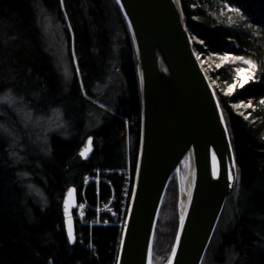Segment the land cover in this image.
I'll use <instances>...</instances> for the list:
<instances>
[{"label": "trees", "instance_id": "obj_1", "mask_svg": "<svg viewBox=\"0 0 264 264\" xmlns=\"http://www.w3.org/2000/svg\"><path fill=\"white\" fill-rule=\"evenodd\" d=\"M180 1L195 51L204 57H243L256 65L255 78L232 96L214 86L230 131L239 180L203 264H264V0ZM40 4L60 21L73 49L77 69L67 89L43 48ZM115 67L122 80L118 87L110 83ZM211 77L219 87L236 84L226 67ZM6 92L36 114L62 111L72 135L51 137L50 153L30 159L26 172L43 193L44 207L28 194L20 168L9 159L0 137V264H116L122 227L110 215L100 217L102 224L109 220V225L76 222V243L71 245L62 214L66 191L75 187L82 202L85 179L98 175L103 181L84 190L89 205L95 208L112 200L121 215L127 172L132 184L135 178L142 115L137 59L115 0H0V94ZM238 104L253 107L240 114L234 108ZM94 111L101 124L86 132ZM4 116L10 120L14 114L0 109L2 125ZM90 136L95 150L84 161L79 151ZM174 178L166 192L169 201L161 209L162 214L171 202L174 218L164 243L154 238V264L168 261L179 225ZM230 208L232 223L223 229ZM92 219L96 213L89 210L86 223ZM157 233L162 234L160 219L155 237Z\"/></svg>", "mask_w": 264, "mask_h": 264}, {"label": "water", "instance_id": "obj_2", "mask_svg": "<svg viewBox=\"0 0 264 264\" xmlns=\"http://www.w3.org/2000/svg\"><path fill=\"white\" fill-rule=\"evenodd\" d=\"M115 2L137 59L142 106L134 188L116 264H153L161 207L170 181L183 162L189 163V192L184 208H179V225L166 264H203L238 180L219 97L195 51L180 0ZM94 150L90 136L79 156L87 161ZM77 208V190L70 187L64 195L62 214L68 240L71 220V245L76 243Z\"/></svg>", "mask_w": 264, "mask_h": 264}, {"label": "rangeland", "instance_id": "obj_3", "mask_svg": "<svg viewBox=\"0 0 264 264\" xmlns=\"http://www.w3.org/2000/svg\"><path fill=\"white\" fill-rule=\"evenodd\" d=\"M37 16H38V25L40 27L42 33V42L44 51L49 55L56 71L61 80L63 86L67 89L71 83L73 82L75 71L74 68L77 69L76 59L73 53V49L69 48L67 45L65 35H64V27L61 25L60 21L56 18L55 15L50 14L47 12L43 6L37 5ZM69 31L70 28L68 25ZM196 42H198L196 40ZM199 54L200 61L202 66L208 76L211 79L213 87L219 90V92L223 93L225 96H232L240 87L237 85V79L239 78L240 83L248 84L251 80L255 78V69L251 68L250 65L245 64L242 60L239 59H232L228 60L225 59L226 57H235V56H208L204 57L203 55ZM239 58V57H237ZM246 60V59H245ZM75 66V67H74ZM229 68V70L234 74L236 78V87L234 91H232L233 85H224L218 86V83L214 81L212 78V73L218 71L222 68ZM242 69H248L249 71L246 73L245 76L240 75V71ZM114 78L110 82L115 87H118L122 80L120 73L115 67ZM76 75L79 77V73L76 72ZM247 80V83H245ZM109 92V91H107ZM108 94V93H106ZM220 102V101H219ZM97 105V103H95ZM240 105H244V107H240ZM250 104H238L235 105L234 108L240 114H245L251 107H248ZM100 106V105H97ZM9 109L14 114V117L8 120L5 116L4 125L0 124V137L5 140L6 145V152L9 156V159L12 163L20 168V177L25 182L27 186L28 194L33 198V201L41 206L44 207L47 203L45 202L43 193L37 189L34 184L30 181L29 175L26 172L28 166L31 165L30 159L31 157H36L37 154L41 155H48L50 153V139L51 137L57 136L61 138L68 139L71 137L70 129L64 120L63 113L60 110H52L49 113L42 115L36 114L29 109L25 108L22 104H20L19 100L12 94V93H4L0 94V109ZM105 111V110H104ZM101 124L100 117L97 115V111L92 113L91 118L87 121L86 124V132H91L95 128H97ZM186 164V163H185ZM189 168V166H188ZM187 168V169H188ZM183 170L180 169L182 173ZM174 174V184L178 190V217H179V205H180V196H181V185H180V174ZM130 173L129 171L127 172ZM188 174V173H187ZM185 181L188 179V175L184 173ZM173 179V177H172ZM171 179V180H172ZM103 181L102 176H96L94 178L88 177L84 181V189L81 193L82 202L79 201L78 191H77V198H78V208L74 212V218L77 217V210L79 209L80 205L83 207L86 205L85 202L88 203V200L85 196V187L91 183L99 184ZM183 181V179H182ZM171 182V181H170ZM132 186V187H131ZM134 182L133 184L126 185V190H124V200L122 202V214L119 215L111 203L107 206H97L96 208V219H92L90 223H86L84 220L80 221L81 225L90 224L91 226L94 225H109V220H106L104 224L100 217L102 215H110V217L117 222V224L121 227L122 231L124 229L127 214L129 211L131 198L133 194ZM168 189V188H167ZM77 190V189H76ZM167 192V191H166ZM166 200V195L164 197V201ZM169 199L166 200V202ZM163 205V204H162ZM171 202L163 213L159 214L158 221L160 219V228L162 230V234L157 233L155 239L159 238L162 240L160 243H164L165 237H167L168 233L167 230L169 227L170 222L174 218V212L171 209ZM125 206L126 209H125ZM86 209V207H84ZM162 209V207H161ZM126 212V215L124 214ZM84 213V212H83ZM87 213V209L85 210ZM227 217L223 220V229L227 228L232 223V211L231 208L226 212ZM120 216V217H119ZM77 220V219H76ZM158 224V222H157ZM157 228V227H156ZM228 230V229H227ZM160 250L163 247L159 246ZM163 251H161L162 254ZM153 260V259H152ZM162 261L159 260L157 264H161ZM154 264V263H153Z\"/></svg>", "mask_w": 264, "mask_h": 264}, {"label": "snow or ice", "instance_id": "obj_4", "mask_svg": "<svg viewBox=\"0 0 264 264\" xmlns=\"http://www.w3.org/2000/svg\"><path fill=\"white\" fill-rule=\"evenodd\" d=\"M236 11H238V10H236ZM225 59H228V60L239 59V60H242L245 64L250 65L251 68H253V69L256 67V65L253 64V62L251 60H245L243 57H239V58H237V57H226ZM238 71H240L241 76H245L249 70L248 69H242V70H238ZM245 83H247V80H245ZM237 85H239L240 88L244 87V84L240 83L239 78L237 79ZM235 87H236V85H233L232 91H234ZM262 103H264V102H262ZM240 107H244V105H240ZM248 107H253V105L250 104V105H248ZM88 143H89V145H91V139H89ZM81 155L83 156L84 152H82ZM74 191H75L74 189L70 190L68 193V196L72 197ZM65 208L67 209V202L65 204ZM181 226H183V218H181ZM68 231H69V240L74 241V236L72 234L71 220H69V230Z\"/></svg>", "mask_w": 264, "mask_h": 264}, {"label": "bare ground", "instance_id": "obj_5", "mask_svg": "<svg viewBox=\"0 0 264 264\" xmlns=\"http://www.w3.org/2000/svg\"><path fill=\"white\" fill-rule=\"evenodd\" d=\"M229 129V128H228ZM229 134H230V131H229ZM186 163V164H185ZM188 166H189V163L188 162H183L182 166H181V170L182 173L180 174V185H181V188H180V191H181V196H180V205H179V208L183 209L185 204H186V201H187V198H188V192H189V181H190V176H189V172H188ZM188 175V179L185 181V175ZM188 173V174H187ZM183 179V181H182ZM238 180H239V174H238ZM237 180V182H238ZM90 185V184H89ZM88 186V185H87ZM111 203V202H110ZM110 203L108 204H105L104 206H107L109 205ZM102 206V205H100ZM102 206V207H104ZM92 221V220H91ZM75 222H79L78 220L75 219ZM122 227V226H121ZM125 227V226H124ZM65 230V228H64ZM66 233V232H65ZM153 261V260H152Z\"/></svg>", "mask_w": 264, "mask_h": 264}, {"label": "built area", "instance_id": "obj_6", "mask_svg": "<svg viewBox=\"0 0 264 264\" xmlns=\"http://www.w3.org/2000/svg\"><path fill=\"white\" fill-rule=\"evenodd\" d=\"M128 174V173H127ZM129 184H131V178H130V173L128 174V177H127V182H126V185H129ZM109 185H111L110 183H109ZM125 190H126V188H125ZM111 202H112V200H111ZM86 203V205L84 206V207H86V209H87V212L89 211V210H93V211H96V208H93V207H91L90 205H89V203H87V202H85ZM82 205H80V207H79V209L77 210V217H76V219L80 222V221H85L86 222V218H87V213H85V208H84ZM84 212V213H83Z\"/></svg>", "mask_w": 264, "mask_h": 264}]
</instances>
